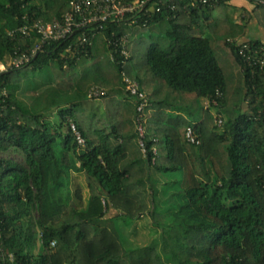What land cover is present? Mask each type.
<instances>
[{
  "label": "trees",
  "instance_id": "obj_1",
  "mask_svg": "<svg viewBox=\"0 0 264 264\" xmlns=\"http://www.w3.org/2000/svg\"><path fill=\"white\" fill-rule=\"evenodd\" d=\"M70 1L0 0V264H264V90L228 41L243 35L225 16L231 0H149L147 17L100 31L109 61L90 45L63 69L57 43L9 67L37 39L8 32L61 19ZM215 52L228 55V85ZM122 73L147 98L144 155ZM81 174L87 195L72 188ZM145 215L155 241L126 250L117 228Z\"/></svg>",
  "mask_w": 264,
  "mask_h": 264
},
{
  "label": "built area",
  "instance_id": "obj_2",
  "mask_svg": "<svg viewBox=\"0 0 264 264\" xmlns=\"http://www.w3.org/2000/svg\"><path fill=\"white\" fill-rule=\"evenodd\" d=\"M200 6L211 7L218 2V0H196ZM255 6L264 8V0H248ZM149 0H71L69 2V9L62 15L61 19H53L49 23H43L41 21L31 22L29 25L23 27H17L14 30L8 32L9 37L18 40H35L37 43L32 45L22 53L16 54L9 61V67L14 69H20L26 64L30 63L36 55L42 50L44 45L62 44L63 50L59 59L62 61L63 69L67 68V60H72L78 57L81 53H85L88 46L91 45L94 37L100 33L107 23H119L128 19V16L136 15L140 13V16L147 17L148 13L152 12V7L148 4ZM159 3L160 0H159ZM195 3H191L194 6ZM173 9V7H171ZM156 11L158 9L156 8ZM229 42L235 43L237 47V55L241 59L243 64L242 71H248L249 75L253 78L257 73L262 78V90H264V46L262 44L256 45L251 41H238L237 39H228ZM127 38L123 37L120 40L113 41L112 45L120 48V55L123 57L121 64L123 65L128 59V52L126 50ZM5 70V66L0 64V72ZM124 90L129 93L131 97H134L136 101H139L137 112L139 113V121L136 126V131L139 135V147L140 150L145 153L144 143L142 141L144 137V126L142 122L144 120L143 109L147 105L146 96L139 91L138 84L126 77L122 73ZM254 88V85H251ZM3 97H6V91H1ZM103 95V90L94 87L88 95V99L98 100ZM215 98H220V93L216 92ZM258 99V98H257ZM216 101H213L215 104ZM204 108L207 107V103H204ZM260 115L264 119V99L263 109L260 111ZM218 125L221 124V120L217 119ZM72 131L75 133V140L78 144H82L78 132L71 125ZM186 138L190 142H194L195 139L192 135L191 128L186 129ZM197 143V142H196ZM155 155V150H152ZM154 157L152 158V162ZM50 246H54L51 242ZM11 258V256H9Z\"/></svg>",
  "mask_w": 264,
  "mask_h": 264
},
{
  "label": "rangeland",
  "instance_id": "obj_3",
  "mask_svg": "<svg viewBox=\"0 0 264 264\" xmlns=\"http://www.w3.org/2000/svg\"><path fill=\"white\" fill-rule=\"evenodd\" d=\"M246 4L249 6L251 5L249 1L246 2ZM231 12L232 8H230ZM230 12V14H232ZM250 15V13H248ZM217 13L216 11L212 13L213 17H217ZM260 15H263V17L261 19H259ZM225 16L228 17V5H226V9H225ZM263 19V24H264V11H259V12H254L253 16H252V20L254 23H249L248 25H243V35L244 37L250 38L252 39L253 37H260V32L258 34V22L261 21ZM147 32H143L142 36L143 38L147 39ZM240 35H236V36H240ZM235 37V36H234ZM234 37H229L230 39H233ZM134 39V38H133ZM92 50L93 53L97 54V60H102V61H109V55L108 52H102L105 48H106V42L105 39L102 35L97 34L94 39L92 40ZM102 52V53H101ZM216 55V59L218 64L221 66L225 79H226V83L228 85V82L230 83L232 81L233 75H232V67L229 66L228 64V55L223 54L221 52H215ZM209 113L211 114L212 118L214 119L216 117V113H215V109L211 108L209 110ZM91 114V113H90ZM95 117L97 119V122L99 123L101 121L100 118H103L100 114L101 112L99 111H94ZM222 122L226 119V116H222L221 118ZM222 130V126H218L217 127V131L220 132ZM141 151V150H140ZM142 155H144L145 153H143L141 151ZM12 158H14L16 161H19L20 158L19 157H15L12 156ZM82 176V174L80 175ZM84 179L83 176L80 177L79 179L75 180L72 184V188L74 190H76L77 188L79 189L80 192L83 193V195H87L85 188L86 186L84 185ZM84 189V191L81 190ZM157 212L160 213L162 212V210L158 209L156 206ZM117 221H115V226L117 227ZM131 226L127 229H123L121 231V229L118 227L117 230L119 232V234L122 237V243L123 246L125 247L126 250H131L136 248L137 246H145L147 244H149L151 241H155V237L156 235L153 233V231L155 230L154 228H152L153 226L151 225V220L149 218V216L145 215L144 217H142L139 221L137 222H130ZM131 228V229H130ZM127 231V232H126ZM131 232V233H129Z\"/></svg>",
  "mask_w": 264,
  "mask_h": 264
},
{
  "label": "crops",
  "instance_id": "obj_4",
  "mask_svg": "<svg viewBox=\"0 0 264 264\" xmlns=\"http://www.w3.org/2000/svg\"><path fill=\"white\" fill-rule=\"evenodd\" d=\"M246 0H231L230 2H228V18L231 19V22L233 24H237V25H248L249 23H256L253 22L252 20V16L254 12H259V11H264V9H257L254 7V5L252 3H250L251 5H247L246 4ZM230 8H232V11L230 10ZM230 12L232 14H230ZM250 13V15L248 14ZM263 17V15H260L259 19H261ZM258 34L260 32V37L256 36L253 37L252 39L244 37V36H235L233 39H237L238 41H259L263 46H264V24H263V19L261 21H259L258 23ZM256 25V24H255ZM244 27V26H243ZM230 39V38H228ZM75 179H79L81 176L79 175H74ZM73 177V178H74Z\"/></svg>",
  "mask_w": 264,
  "mask_h": 264
}]
</instances>
